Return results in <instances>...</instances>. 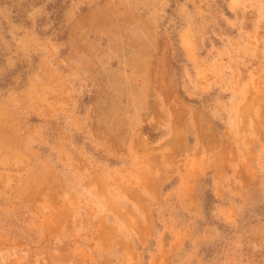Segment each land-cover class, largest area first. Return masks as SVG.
Segmentation results:
<instances>
[{
	"label": "rangeland",
	"instance_id": "rangeland-1",
	"mask_svg": "<svg viewBox=\"0 0 264 264\" xmlns=\"http://www.w3.org/2000/svg\"><path fill=\"white\" fill-rule=\"evenodd\" d=\"M0 264H264V0H0Z\"/></svg>",
	"mask_w": 264,
	"mask_h": 264
}]
</instances>
